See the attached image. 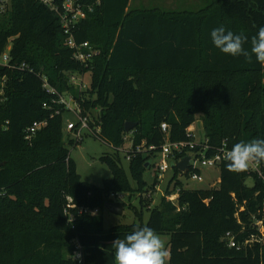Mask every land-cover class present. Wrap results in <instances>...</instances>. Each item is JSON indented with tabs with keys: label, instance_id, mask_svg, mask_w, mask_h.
<instances>
[{
	"label": "trees",
	"instance_id": "obj_1",
	"mask_svg": "<svg viewBox=\"0 0 264 264\" xmlns=\"http://www.w3.org/2000/svg\"><path fill=\"white\" fill-rule=\"evenodd\" d=\"M99 1L74 31L77 42L99 49L84 67L71 57L59 19L45 4L0 0V54L8 47L10 63L33 69L0 67V264H77L75 241L82 264H115L112 242L137 225L169 237L168 264H264L256 224L264 226L263 178L250 168L229 172L224 160L217 166L219 182L209 188H186L173 166L164 190L180 189L179 210L161 196L146 222L134 210L138 223L108 229L101 214L111 193L139 191L146 184L143 173L153 167L166 136L163 122L170 141H194L187 128L200 114L207 156L223 144L230 150L241 140L264 139V66L254 56L249 63L222 53L210 36L223 26L250 40L264 26V0H207L194 11ZM71 72L89 73L86 90L68 84ZM40 74L58 92L69 91L83 114L98 110L90 126L100 127L95 136L112 149L99 157L111 171L101 185L78 174L68 146L80 141L62 132L67 112L51 116L42 106L52 96ZM39 120L47 123L28 142L26 129ZM127 122L136 123L129 132ZM132 132L127 172L119 149ZM151 145L155 149L147 151ZM259 168L264 174V164ZM68 198L75 207H67ZM146 201L139 196L141 207ZM230 239L237 245L230 246Z\"/></svg>",
	"mask_w": 264,
	"mask_h": 264
},
{
	"label": "built area",
	"instance_id": "obj_2",
	"mask_svg": "<svg viewBox=\"0 0 264 264\" xmlns=\"http://www.w3.org/2000/svg\"><path fill=\"white\" fill-rule=\"evenodd\" d=\"M43 4H45L52 12L57 15L59 19V23L61 29L64 34V44L72 50L71 57L80 63L84 67H88L89 61L99 53V49L93 47L89 42H77L74 37V31L77 28V25L81 20H83L88 12H91L94 9V5H99L100 1L96 0L94 5H85L80 0H39ZM9 54H8V47L0 54V67L6 68H15L18 67L20 69L28 70L32 72L33 69L28 67L26 64L22 63L20 65L13 64L9 62ZM89 73H87L88 75ZM84 73H76L71 72L68 73V84H70L73 88L78 90L79 92L82 90H86L88 86V82L86 80V76ZM40 78L42 80V87L44 90L52 96L50 102H43L42 106L49 110H52L51 116L53 114H60L64 112L71 113L74 116L73 120H67L64 123V132L65 135H68L72 140L75 142L81 141L82 134L87 131L94 135H97L100 132V127L98 125H94L93 127L90 126V122L94 123V117H92L89 112L83 114L82 108L76 98L69 92H58L54 87H52L47 78L44 75L40 74ZM4 79V78H3ZM2 90H0V94ZM98 112V110H97ZM47 123V120H39L35 121L27 127L25 140L30 142L32 138L35 136L36 132L44 127ZM161 129L166 133L165 139L163 144L159 147V151L157 153V157L154 161L153 168L156 171L157 181L162 179L163 173L172 170L173 166L181 160L182 157L188 155L190 157L188 167L179 174L180 177H183L185 180L191 181H203V170L205 168L212 169L219 165V163L223 160V150H227L223 147L211 154L210 156L206 155V151L209 147L206 144H201L199 142L194 141H170L168 139V126L165 122L161 123ZM193 128L189 126L187 128L188 134H192ZM193 136V134H192ZM196 145H202L200 150L193 151ZM185 148H190V152L186 155L183 154ZM155 149L154 145L148 147L147 151ZM137 151H140L141 148L137 147ZM148 153V152H147ZM129 159V156L126 158ZM250 169L254 172H257L259 176L263 178L264 181V174L261 172L259 165H252ZM159 182V181H158ZM184 183V182H183ZM158 184V183H157ZM156 184V185H157ZM155 185L156 189L157 186ZM185 185V184H184ZM186 187V186H185ZM179 188L176 187L175 189L166 192L163 190L161 196H164L167 200L172 202L176 210L180 209V205L178 202L179 198ZM125 193H111L107 201H124ZM68 208H73L75 205L72 203L71 198H68ZM263 209H264V199H263ZM79 211H89L87 208L80 207ZM92 214H96L97 210L89 211ZM67 213V211H66ZM72 218H69L71 221ZM258 230L262 239H264V226L262 225L261 221L257 223ZM75 250L73 252V259L77 262V264H82V252L80 245L75 241ZM230 246H236V242L233 239H230L229 242Z\"/></svg>",
	"mask_w": 264,
	"mask_h": 264
},
{
	"label": "rangeland",
	"instance_id": "obj_3",
	"mask_svg": "<svg viewBox=\"0 0 264 264\" xmlns=\"http://www.w3.org/2000/svg\"><path fill=\"white\" fill-rule=\"evenodd\" d=\"M6 1V0H5ZM202 5L196 4L194 0H131L129 3V8H160L162 10H171V11H180V10H197ZM87 82H89V75L86 76ZM97 114V110L91 112V116ZM74 116L71 113H65L63 116V122L65 123L67 120H73ZM191 128H193L192 134L195 142H201L203 140V127L201 121V115L196 114V120L191 124ZM62 132H64V127H62ZM132 133H128L124 136L123 146L120 150V157L122 161V166L128 172V160L125 158L128 149L131 145ZM69 156L74 160L76 164V170L78 174L81 176V179L87 182H90L95 185H101L104 179L111 178V171L107 167V165L99 160V157L103 153H111L112 149L104 143L102 140L98 139L92 133L85 131L82 134V138L80 143L76 146L71 147L68 146ZM210 169V168H209ZM209 169L205 168L203 170V181H191L185 180L183 177H180L184 182L186 188H209L211 184L214 182V178L209 179V176L213 174L215 177L219 176L218 167ZM156 171L153 167L147 169L144 173V179L146 184L140 187L138 190H132V192H126L124 196V208L122 214H114L108 211L106 208L101 211L103 217V226L105 229L113 225L118 224H131L133 222L138 223V218L134 215V210H141L142 212V220L146 222L150 208L158 205L161 193L165 185L167 184V180L171 177L172 171L169 170L162 175V179L157 181V188L152 185L156 177ZM172 182L170 183V187L172 186ZM245 183L248 186L253 184L252 177H248L245 180ZM212 187V186H211ZM142 196L147 201L145 202L144 207H141L139 204V196ZM144 203V202H143ZM99 211H97L98 213ZM142 220H140L142 222ZM166 242L168 243L169 237L167 235H161ZM167 246V245H166ZM168 248V246H167Z\"/></svg>",
	"mask_w": 264,
	"mask_h": 264
},
{
	"label": "clouds",
	"instance_id": "obj_4",
	"mask_svg": "<svg viewBox=\"0 0 264 264\" xmlns=\"http://www.w3.org/2000/svg\"><path fill=\"white\" fill-rule=\"evenodd\" d=\"M211 40L222 53L232 57H244L249 63L253 56L256 62L264 66V26L258 28L250 40L244 33H234L220 26L211 30ZM250 44L249 48H245ZM227 146L225 145V149ZM226 170L232 173H243L252 165L264 164V139L254 138L237 142L230 150H223ZM166 240L148 226L134 227L124 238L115 239V264H168L170 253Z\"/></svg>",
	"mask_w": 264,
	"mask_h": 264
},
{
	"label": "water",
	"instance_id": "obj_5",
	"mask_svg": "<svg viewBox=\"0 0 264 264\" xmlns=\"http://www.w3.org/2000/svg\"><path fill=\"white\" fill-rule=\"evenodd\" d=\"M136 125L135 122H127L125 125V131L129 132L134 126ZM189 160L190 157L188 155L184 156L181 158V160H179L176 163V168L178 170H180L181 172H183L189 165ZM1 165V163H0ZM104 207L110 211L111 213L114 214H122L123 213V208H124V203L121 201H106L104 203ZM224 241H227V238L224 239Z\"/></svg>",
	"mask_w": 264,
	"mask_h": 264
},
{
	"label": "crops",
	"instance_id": "obj_6",
	"mask_svg": "<svg viewBox=\"0 0 264 264\" xmlns=\"http://www.w3.org/2000/svg\"><path fill=\"white\" fill-rule=\"evenodd\" d=\"M130 1L131 0H129V3H130ZM193 1V0H192ZM194 2L196 3V4H199L200 3V5H202L203 4V6L204 5H206V2H207V0H194ZM202 6V7H203ZM211 169H209V171H210ZM211 172H213L212 170H211ZM213 179L214 178V182H213V184H211L210 185V187L211 186H214L215 184H217L218 182H219V176L218 177H215L213 174H211L210 176H209V179Z\"/></svg>",
	"mask_w": 264,
	"mask_h": 264
}]
</instances>
